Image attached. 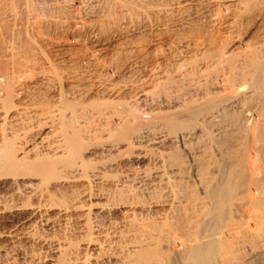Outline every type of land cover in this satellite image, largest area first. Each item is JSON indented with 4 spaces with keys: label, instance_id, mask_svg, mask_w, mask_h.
<instances>
[{
    "label": "rangeland",
    "instance_id": "obj_1",
    "mask_svg": "<svg viewBox=\"0 0 264 264\" xmlns=\"http://www.w3.org/2000/svg\"><path fill=\"white\" fill-rule=\"evenodd\" d=\"M250 1L0 0V76L3 72L10 79L14 75L15 90L21 87L25 92L14 97L15 106L22 104L17 107L20 111L15 108L6 115L0 108V130L3 126L9 133L26 127L23 130H34V135L46 120L44 112L48 117L58 115L61 100L74 106L83 103L76 107L79 112L73 105L75 110L70 112L71 103L69 113L66 106L60 111L65 108L68 117L70 113L74 117L76 111L74 121L78 123L73 125L85 129L79 157L87 163V173L85 169L84 173L63 172L52 181L45 179L41 189H32H36L34 193L23 186L28 182L37 185V179L0 178V264H126L127 255L145 249L147 243L152 247L149 233L158 234L163 223H172L180 238L195 231L196 222L210 206L206 194L221 182L223 171L247 160L246 151L264 143L250 130L257 115L256 100L250 99V80L240 73L245 53L264 57V0L261 5L260 0ZM239 39L241 48L236 46ZM221 49L233 53L227 50L229 55L222 63L217 56ZM232 66L240 72L231 77L226 89L223 77H228ZM40 105H47L46 109ZM102 108L131 118V135L142 131L144 140L129 149L117 131L108 136L112 129L103 118H97ZM31 121L35 125L29 124ZM115 124L117 128L120 123ZM139 155L144 158L135 163ZM257 167L254 178L260 182L258 189L264 191V162ZM93 174L99 178L94 179ZM246 184L249 186H241L233 201L235 221L231 220V225L242 231L240 237H247L246 228H254L264 212L250 203V195H257L255 183ZM259 235L264 236V227ZM100 244L108 246L110 254L101 252ZM125 246L131 253L123 252ZM160 249L166 252V246ZM250 250L249 245L240 246L247 262L252 261Z\"/></svg>",
    "mask_w": 264,
    "mask_h": 264
},
{
    "label": "bare ground",
    "instance_id": "obj_2",
    "mask_svg": "<svg viewBox=\"0 0 264 264\" xmlns=\"http://www.w3.org/2000/svg\"><path fill=\"white\" fill-rule=\"evenodd\" d=\"M74 1V0H73ZM78 1V0H77ZM216 1V0H215ZM250 1V0H249ZM252 1V0H251ZM250 1V2H251ZM255 1V0H254ZM261 3L259 5H261L264 1L260 0ZM263 1V2H262ZM253 2V1H252ZM71 3V2H70ZM238 3V2H237ZM257 3V2H256ZM171 5V4H170ZM226 5H230V4H226ZM251 6H253L251 3L249 4ZM178 6V5H177ZM242 6V5H241ZM226 7V6H225ZM245 7V6H244ZM249 7V6H248ZM255 7V6H254ZM211 8V6H210ZM154 10V9H153ZM190 11V10H189ZM75 12V11H74ZM77 12V11H76ZM168 12V11H167ZM256 12V11H255ZM97 13V12H96ZM101 13V12H100ZM122 17V16H121ZM125 17V16H124ZM221 17V16H220ZM260 18V17H259ZM79 21V20H78ZM159 21V20H158ZM134 26V25H133ZM85 29V28H84ZM81 31V30H80ZM31 39V38H30ZM240 40V39H239ZM75 42V41H74ZM128 42V41H127ZM37 43V42H36ZM52 43V42H51ZM243 45V42H241V40L236 44L237 48H241ZM234 46V47H236ZM247 46V45H246ZM40 47V46H39ZM233 47V48H234ZM248 47V46H247ZM246 48V47H244ZM263 48V46H262ZM261 48V49H262ZM114 49V48H113ZM248 48H246L247 50ZM107 50V49H106ZM162 50V49H161ZM228 49H221L219 51V54L217 55L219 57V60L221 61V63L224 61V59L226 58L225 56L229 55V50ZM236 50V48H235ZM239 50V49H238ZM251 50V49H250ZM93 51V50H92ZM231 54L232 50H230ZM41 52V51H40ZM235 52V51H234ZM240 54L238 53V55H241V51H239ZM249 52V51H248ZM125 53V52H124ZM123 53V54H124ZM236 53V52H235ZM245 53V52H243ZM242 53V54H243ZM252 53V52H251ZM251 53L249 55L246 54V56L244 55V65L243 68H241V72L239 70H237L236 67H230L229 73H228V77L227 75L223 77V82H225L226 86H224L226 89L229 88V84L232 83V79L231 77L237 75L236 71L240 72L241 75L250 80V86L248 88H250L251 91V96L250 99L252 100H256V108H257V115L255 116V118H253L254 120V125L253 127L250 128L251 131L258 133L259 137L258 139L261 142H264V57L261 55H259V57L261 56V58H257L256 55L252 56ZM254 53V52H253ZM93 54V53H92ZM126 54V53H125ZM215 54V53H214ZM258 54V53H257ZM44 55V54H43ZM237 55V57H238ZM251 55V56H250ZM264 55V54H263ZM14 56V55H13ZM92 56V55H90ZM236 56V55H233ZM258 56V55H257ZM15 57V56H14ZM83 57V56H82ZM229 58V57H228ZM239 58V57H238ZM83 59V58H82ZM93 59V58H92ZM5 60V59H4ZM19 61V60H18ZM39 61V60H38ZM64 61V60H63ZM82 61V60H81ZM130 61V60H129ZM98 62V61H97ZM109 62V61H108ZM66 63V62H65ZM64 63V64H65ZM229 63V62H228ZM231 63V62H230ZM22 64V63H21ZM20 64V65H21ZM41 64V63H40ZM74 64V62H73ZM94 64V63H92ZM99 64V63H98ZM102 64V63H101ZM105 64V63H104ZM224 64V63H223ZM26 65V64H24ZM23 65V66H24ZM42 65V64H41ZM51 65V64H50ZM72 65V64H71ZM76 65V64H75ZM188 65V64H187ZM233 65V64H232ZM236 65V64H235ZM107 66V65H106ZM104 66V67H106ZM113 66V65H112ZM190 66V65H189ZM228 66V65H227ZM19 68V66H17ZM91 67V66H90ZM103 67V66H102ZM157 67V66H156ZM50 68V67H49ZM49 68H47L46 70H48ZM54 69V67H52ZM4 69V68H3ZM22 69V68H21ZM43 69V68H42ZM51 69V68H50ZM49 69V70H50ZM103 69V68H102ZM106 69V68H105ZM103 69V70H105ZM113 69V68H112ZM183 69V68H182ZM7 70V69H6ZM24 70V69H23ZM36 70V69H35ZM45 70V69H44ZM43 70V71H44ZM52 70V69H51ZM56 70V69H55ZM220 70H222L220 68ZM228 70V69H227ZM5 71V70H4ZM14 71V70H13ZM53 71V70H52ZM182 71V70H181ZM224 71V70H223ZM2 72V71H1ZM8 72V71H7ZM10 72V71H9ZM17 72V71H16ZM50 72V71H49ZM80 72V70H79ZM4 75L0 76V104L2 110L6 111V115L10 114V112L12 113L14 111V109L17 107H19L20 105L17 104V102L20 100H18L16 102V104L18 106H15L14 104V100L16 99V97H18L19 95H22L21 92V87L18 88V84H17V88L19 90H15L14 88V80L12 78H15L14 75L11 76L12 80L10 79L9 75L7 74L8 77H6V72ZM22 73V72H21ZM45 73V71L43 72ZM56 73V71H55ZM60 73V72H59ZM66 73V72H65ZM128 73V72H127ZM239 73V75H240ZM2 73H0L1 75ZM12 74V72H11ZM23 74V73H22ZM54 74V73H53ZM58 74V73H56ZM54 74V75H56ZM99 74V73H98ZM194 74V73H193ZM17 75V74H16ZM21 75V74H18ZM51 75V74H50ZM91 75V74H90ZM155 75V74H154ZM196 75V74H195ZM222 75V74H221ZM238 75V76H239ZM22 76V75H21ZM28 77V75H25ZM143 76V75H142ZM115 77V75H114ZM154 77V76H153ZM156 77V76H155ZM237 77V76H236ZM17 78V77H16ZM111 78V77H110ZM158 78V77H157ZM155 78V79H157ZM10 79V80H9ZM22 77L19 79L21 80ZM36 79V77H35ZM112 79V78H111ZM48 80V79H47ZM58 80V78H57ZM165 80V79H164ZM202 80V79H201ZM231 80V81H230ZM17 81V80H16ZM61 81V80H59ZM72 81V80H71ZM83 81V80H82ZM163 81V80H162ZM19 82V81H18ZM157 82V81H156ZM22 83V82H21ZM60 83V82H58ZM93 83V82H92ZM221 83V82H220ZM86 84V83H85ZM224 84V85H225ZM19 85H21L19 83ZM88 85V84H87ZM125 85V84H124ZM26 86V85H25ZM24 86V87H25ZM132 86V85H131ZM233 86V85H232ZM16 87V85H15ZM27 87V86H26ZM25 87V89H26ZM42 87V86H41ZM62 87V85H61ZM119 88V87H118ZM224 88V89H225ZM24 89V88H23ZM29 90V88H27ZM75 89V88H74ZM97 89V88H96ZM111 89V88H110ZM116 89V88H115ZM173 89V88H172ZM206 89V88H205ZM222 89V88H221ZM26 90V91H28ZM34 90V89H33ZM91 90V89H90ZM99 90V89H98ZM113 90V89H112ZM158 90V89H157ZM62 91V90H61ZM86 91V90H84ZM146 91V90H145ZM249 91V90H248ZM50 92V91H49ZM60 92V91H59ZM74 92V91H73ZM80 92V91H79ZM120 92V91H119ZM158 92V91H157ZM25 93V92H24ZM33 93V92H32ZM88 93V92H87ZM145 93V92H144ZM77 94V92H76ZM75 94V95H76ZM85 94V93H84ZM233 94V91H232ZM25 95V94H24ZM29 95V93H28ZM27 95V96H28ZM191 95V94H190ZM226 95V94H225ZM229 96H231L228 93ZM152 96V95H151ZM228 96V97H229ZM234 96V95H233ZM15 97V99H14ZM20 97V96H19ZM18 97V98H19ZM23 97V96H22ZM59 97V96H58ZM62 99V96H60ZM76 97V96H75ZM80 97V96H78ZM89 97V96H88ZM24 99V98H23ZM54 99V98H53ZM65 98H63L64 100ZM233 99V98H232ZM75 100V99H74ZM85 100V99H84ZM134 100V99H133ZM213 100V99H212ZM218 100V99H217ZM223 100V99H222ZM226 100V99H225ZM224 100V101H225ZM248 100V99H247ZM254 100V101H255ZM21 101V100H20ZM26 101V100H24ZM60 101V100H59ZM65 101V100H64ZM64 101H60L62 102L61 105L59 104V102L57 104L60 105V107L58 108L59 113L56 117H51L52 115L45 116L46 112L43 119L46 117V120L44 121V123L40 126H38L39 130H37L36 134H32L31 132L33 131H26L23 130L26 127H23V131L20 128V131H15L13 128V131L10 130V128L12 127V125H10L11 127L9 128L10 131L12 132H8L7 133L3 126L1 127L2 129L0 130V178H3L4 180H9L12 177H16L19 178V176H21V180L25 181V180H36L39 181V183L36 185L32 182H28L26 184H22V186L26 189H24L25 191L27 190H32L34 187H40L43 186L44 180H49L52 181L51 179L54 177L55 179L66 172H70V173H81L80 171H83L85 168V163L86 161H84V159H82V157H79L80 154V142H82V134L84 127L83 125L79 126V125H73L76 121V117L77 114L75 115L76 111L79 112V109L77 110L76 107H81L80 105L82 104H72L71 102H65ZM77 101V100H76ZM75 101V102H76ZM80 101V100H79ZM230 103L231 101L228 100ZM246 103V100H244ZM28 102V101H27ZM84 102V101H83ZM100 102V101H99ZM220 102V100H219ZM218 102V103H219ZM223 102V101H221ZM237 102V101H236ZM19 103V102H18ZM22 103H24L22 101ZM26 103V102H25ZM24 103V104H25ZM29 103V102H28ZM71 103V106H70ZM101 103V102H100ZM105 103V102H104ZM115 103V102H114ZM204 103V102H203ZM217 103V102H216ZM224 103V102H223ZM227 103V101L225 102V104ZM240 103V102H239ZM242 103V102H241ZM252 103V102H250ZM32 104V103H31ZM30 104V105H31ZM86 104V103H85ZM97 104V103H96ZM95 104V105H96ZM122 104V103H121ZM222 104V103H220ZM238 104V103H237ZM236 104V106H237ZM247 105H250L248 103H246ZM26 105V104H25ZM58 105V106H59ZM76 109V111L74 112V117L72 116V114L70 113L71 116H66L68 114L64 113L65 108L67 107H71L70 108V112H72L71 110H75L74 107ZM78 105V106H77ZM106 105V104H105ZM216 106L217 104H213L212 106ZM224 105V104H223ZM231 105V104H230ZM32 106H35L34 104ZM45 106V107H44ZM43 107L46 109L47 105H44ZM57 106V105H56ZM63 112L60 111V109L62 107H64ZM88 106V105H87ZM113 106V105H112ZM123 106V105H122ZM219 106V105H218ZM217 106V107H218ZM37 106H35L36 108ZM40 108L41 105L39 106ZM38 107V108H39ZM73 107V108H72ZM83 107V106H82ZM97 107V106H96ZM206 107V106H204ZM208 107V106H207ZM206 107V109H207ZM24 108V107H23ZM21 107V109H23ZM26 108V106H25ZM24 108V109H25ZM37 108V109H38ZM56 108V107H55ZM54 108V109H55ZM85 108V107H84ZM94 108V107H93ZM216 108V107H215ZM27 109V108H26ZM31 109V108H29ZM114 109V108H113ZM125 109V108H124ZM123 109V110H124ZM187 109V107H186ZM212 109V107L210 108ZM15 110V111H16ZM43 111H45L44 109H42ZM48 110V109H47ZM56 110V109H55ZM95 110V109H94ZM106 109L103 110L102 108V112L98 113L100 110L95 111L97 114V118H99L100 120L103 118L106 121V125L112 129V131L110 130V132L108 133V136H113L115 135V133H113V131H117L118 132V136H120L119 140H123L125 137L124 142L127 143V148H132L135 144L138 145V143H140L141 141L144 140V134L141 132L137 133H133V135H131L130 133V128H129V122L128 119L126 117V119H124L125 117L122 116V114H124L123 112L120 113L118 112V114H116L114 111L110 112L111 113H106L105 112ZM118 110V109H117ZM208 110V109H207ZM223 110V109H222ZM1 111V109H0ZM14 111V112H15ZM20 111V110H19ZM23 111V110H22ZM21 111V113H22ZM38 111V110H37ZM36 111V112H37ZM57 111V110H56ZM68 111V108H67ZM82 111V110H81ZM104 111V112H103ZM108 111V112H109ZM126 111V110H125ZM201 111V110H199ZM204 111V110H203ZM3 112V111H1ZM18 112V111H17ZM16 112V113H17ZM28 112V111H27ZM31 112V111H30ZM40 112V109H39ZM38 112V113H39ZM51 111H49L50 113ZM58 112V111H57ZM87 112V111H86ZM94 112V111H93ZM127 112V111H126ZM252 112V111H251ZM15 113V114H16ZM19 113V112H18ZM69 113V111H68ZM85 113L84 111H82V114ZM158 113V112H157ZM187 113V112H186ZM202 113V112H201ZM3 114V113H2ZM24 114V113H23ZM23 114H20V116H22ZM27 114V113H26ZM26 114L25 117H26ZM32 114V112H31ZM41 114V113H39ZM43 114V113H42ZM66 114V115H65ZM129 114V112H128ZM127 114V115H128ZM1 115V114H0ZM36 115V114H35ZM34 115V118L37 117ZM90 115V114H89ZM88 115V116H89ZM132 115V114H131ZM140 115V113H139ZM142 115V114H141ZM162 115V114H161ZM190 116L192 115V117L194 118L195 116H197V114H189ZM195 115V116H194ZM199 115V114H198ZM12 116V115H11ZM20 116H17L18 118ZM86 116V115H85ZM91 116V115H90ZM96 116V115H95ZM130 116V115H129ZM7 116H5L6 118ZM13 117V116H12ZM24 117V118H25ZM33 117V116H32ZM93 117V116H92ZM138 117V116H137ZM178 117V116H177ZM191 117V118H192ZM9 118V117H8ZM39 118V117H37ZM36 118V121H37ZM1 119V118H0ZM12 119V118H11ZM17 119V118H16ZM42 119V118H40ZM78 119V118H77ZM81 119H84V117ZM95 119V118H94ZM131 119V118H130ZM129 119V120H130ZM174 119V118H172ZM13 120V119H12ZM11 120V121H12ZM19 120V119H18ZM30 120H32L30 118ZM29 120V121H30ZM35 120V119H34ZM75 120V121H74ZM98 120V119H97ZM133 120V118H132ZM131 120V121H132ZM136 120V119H135ZM169 121L172 122L171 119H167ZM5 123V119L3 120ZM2 121V122H3ZM7 121V120H6ZM14 121V120H13ZM19 121H22L21 118ZM19 121L17 123H19ZM25 121V120H24ZM22 123L23 125H27L26 123ZM33 121V120H32ZM29 122V124L35 125L33 124V122ZM35 121V123H36ZM86 121V120H85ZM83 120V122H85ZM168 121V122H169ZM175 121V119H174ZM10 122V120H9ZM39 122V120H38ZM37 122V123H38ZM80 122V121H79ZM82 122V123H83ZM90 122V121H89ZM88 122V123H89ZM116 122L120 123L119 124V128L117 126V124H115ZM134 122V121H133ZM132 122V123H133ZM142 122V121H140ZM165 122V121H164ZM170 122V123H171ZM196 122V121H195ZM3 123V125H4ZM15 123V122H14ZM78 122H76L75 124H77ZM105 123V122H104ZM139 123V122H137ZM174 122H172L173 124ZM16 124V123H15ZM20 124V123H19ZM39 124V123H38ZM86 124V123H85ZM84 124V126H85ZM172 124H170L172 126ZM9 125V124H8ZM137 125V124H136ZM152 125V124H151ZM7 126V125H6ZM4 126V127H6ZM18 126V125H17ZM31 126V125H30ZM135 126V125H134ZM14 127V125H13ZM140 127V126H139ZM19 128V127H18ZM16 130H19V129ZM34 128V127H33ZM86 128V127H85ZM106 128V127H105ZM8 129V128H7ZM27 129V128H26ZM35 129V128H34ZM134 129V128H133ZM132 129V130H133ZM42 130H44L42 132ZM26 131V132H24ZM24 132V133H23ZM35 132V131H34ZM42 132V133H41ZM116 132V133H117ZM130 133V134H129ZM193 133V132H192ZM113 134V135H112ZM86 136V135H85ZM84 136V137H85ZM102 136V135H101ZM117 136V137H118ZM128 137V138H127ZM38 138V142L34 143L33 141ZM127 138V139H126ZM154 138V137H153ZM37 140V139H36ZM90 141V140H89ZM107 141V140H106ZM114 142V141H113ZM143 143V142H142ZM157 144H159V142H157ZM174 144V143H173ZM108 145V144H107ZM112 145V144H111ZM125 145V144H124ZM153 145V144H152ZM183 145V144H182ZM87 147V145H85ZM149 146V145H148ZM115 147V146H114ZM126 147V146H125ZM116 149V148H115ZM135 149V148H134ZM247 152V160H243V162H239L237 164V166H235L232 169H229L227 171H223L222 176L221 177V182L219 184H216L215 186L211 187L208 191V193L206 194L209 200V208L203 213V218L198 220V222H196V226H195V231L191 232V233H185V235L183 237L180 238V234H178L179 237H177V234L174 232V229L171 227V225L166 222L163 223L159 228H157L158 230V234L156 232V235H154V233H149V237L151 239V242H153L151 244L152 247H150L149 243H147V247L145 249H141V250H135L134 252H132V254L127 255L126 259L123 260L126 262V264H264V236H260L259 235V231L261 230V227H264V212L262 215L253 217L255 218L256 225L254 228H246L245 232L247 234V237H240V232H242L241 230H236L233 228V224L231 225V220H232V211L234 209V205H233V201H236V197L239 196L238 191H240V187L241 186H249V184L247 185L246 183L251 182V183H255V188L258 189L259 187V180L257 181V178H254L255 176V172H259L258 170L260 168L257 167V164L259 162H264V143L262 144V146L257 147L254 146L251 148L250 151H246ZM255 154V156H250V154ZM155 156V155H154ZM144 158L141 155L135 157V163H139L140 160ZM163 158V157H162ZM126 160V159H125ZM182 163V162H181ZM133 165V164H132ZM232 166V165H231ZM89 168V167H88ZM170 169V168H169ZM262 169V168H261ZM89 170V169H88ZM93 171V170H91ZM163 171V170H162ZM220 171V170H219ZM84 173V171H83ZM85 173H87L86 169H85ZM93 173V172H92ZM96 173V172H95ZM98 173V172H97ZM164 173V172H163ZM219 173V172H218ZM61 174V175H60ZM257 174V173H256ZM59 175V176H58ZM70 175V174H69ZM85 177H88V174H82ZM92 175V174H91ZM166 176V175H165ZM62 177V176H61ZM60 177V179H61ZM94 179L99 178V174H93ZM125 177V176H124ZM182 177V176H181ZM225 177V178H224ZM112 178V177H111ZM117 178V177H116ZM119 178V177H118ZM162 178V177H161ZM14 179V178H12ZM2 180V179H1ZM45 180V181H46ZM59 180V179H57ZM83 180V179H82ZM92 180V179H91ZM56 181V180H55ZM168 181V180H167ZM1 182V181H0ZM13 182V181H12ZM88 182V181H87ZM92 182V181H91ZM5 183V181H4ZM48 183V181H47ZM52 183V182H51ZM54 183V182H53ZM46 184V182L44 183V185ZM50 184V183H49ZM49 184H47L49 186ZM211 185V184H210ZM209 185V186H210ZM19 186V185H18ZM169 186V185H168ZM93 187V186H92ZM251 187V186H250ZM42 187H40L39 189H41ZM209 188V187H208ZM242 188V187H241ZM249 188V187H248ZM19 189V187H18ZM89 189V188H88ZM250 189V188H249ZM36 190V189H35ZM35 190H32L33 193ZM44 190V189H43ZM46 190V189H45ZM248 190V189H247ZM253 190V187H252ZM38 191V190H37ZM36 191V193H37ZM254 191V190H253ZM256 191V190H255ZM247 192V191H246ZM19 193V192H18ZM45 192H41V195H45ZM49 193V192H48ZM51 193V192H50ZM88 193V192H87ZM29 194V193H27ZM31 194V192H30ZM238 194V195H237ZM257 195L252 197V194L250 195L251 198L250 199V203L252 205H254V207H257L261 210L264 211V191L260 188L257 190ZM33 195V194H32ZM40 195V194H39ZM15 196V195H14ZM34 196V195H33ZM37 196V195H36ZM48 196V195H46ZM45 196V197H46ZM126 196V195H124ZM51 197V196H50ZM247 197V196H246ZM92 198V197H91ZM165 198V197H164ZM206 198V197H205ZM236 198V199H235ZM50 199V198H49ZM55 198H53L54 200ZM247 198V200H249ZM42 200V199H41ZM51 200V199H50ZM206 200V199H205ZM22 201V200H21ZM90 201V199H89ZM45 202V201H44ZM52 202V201H51ZM55 202V201H54ZM249 202V201H247ZM71 203V202H70ZM205 203V202H204ZM246 203V202H245ZM29 204V203H27ZM55 204V203H54ZM103 205V204H102ZM241 205V204H240ZM245 205V204H244ZM249 205V203H248ZM7 206V205H6ZM54 206V205H53ZM63 206V205H62ZM93 206V205H92ZM23 207V206H22ZM100 207V206H98ZM152 207V206H151ZM183 207V206H182ZM245 207V206H244ZM248 207V206H247ZM16 208V207H15ZM54 208V207H53ZM146 208V207H145ZM256 208V209H257ZM20 209V208H19ZM28 209V208H27ZM40 209V208H39ZM150 209V207H149ZM182 209V208H181ZM243 209V208H242ZM6 210V209H5ZM18 210V208H17ZM186 210V209H185ZM188 210V209H187ZM254 210V209H253ZM38 211V210H37ZM50 211V210H49ZM131 211V210H130ZM170 211V210H169ZM183 211V210H182ZM258 211V209H257ZM90 212V211H89ZM241 212V211H240ZM40 213V212H39ZM186 213V212H185ZM243 213V212H242ZM259 213V212H258ZM1 214V213H0ZM128 214V213H127ZM237 214V213H236ZM254 214V213H253ZM183 215V214H182ZM200 215V214H199ZM243 215V214H242ZM257 215V214H255ZM241 216V215H240ZM248 216V215H247ZM200 217V216H199ZM234 217V216H233ZM237 217V216H236ZM166 218V217H165ZM169 218V217H168ZM170 219V218H169ZM242 220V219H241ZM168 221V220H167ZM235 221V220H232ZM175 222V221H174ZM238 222V221H237ZM251 222V221H250ZM125 223V222H124ZM193 224V223H192ZM236 224V223H235ZM241 224V223H240ZM248 224V223H247ZM136 225V224H135ZM87 226V225H86ZM143 226V225H142ZM148 226V225H147ZM173 226V225H172ZM177 228L179 229L180 227H178V225H176ZM193 226V225H192ZM112 227V226H111ZM121 227V226H120ZM127 227V226H126ZM134 227V226H133ZM174 227V226H173ZM119 228V227H118ZM141 228V227H140ZM143 228V227H142ZM112 229V228H111ZM126 229V228H125ZM146 229V228H145ZM154 229V228H152ZM156 229V228H155ZM176 229V228H175ZM241 229V228H240ZM141 229H139L140 231ZM90 231V230H89ZM117 231V230H116ZM144 233L146 232L145 230H142ZM151 230H149L148 232H150ZM122 232V231H121ZM134 232V231H133ZM154 232V231H153ZM182 232V231H181ZM123 233V232H122ZM137 233V232H135ZM111 234V233H110ZM132 234V233H131ZM138 234V233H137ZM99 235V234H98ZM139 235V234H138ZM148 235V234H147ZM136 237V235H134ZM108 237V236H107ZM119 237V236H117ZM123 237V235H122ZM142 237V236H141ZM148 237V238H149ZM105 238V237H104ZM111 238V236H110ZM108 239V238H106ZM120 240L122 238H119ZM137 239V238H136ZM144 239V238H143ZM11 240V239H10ZM120 240L119 243L120 244ZM133 240V239H132ZM110 242V240H109ZM123 242V241H122ZM121 242V244H122ZM133 242V241H131ZM148 242V241H147ZM150 242V243H151ZM104 243V242H103ZM135 243V242H134ZM137 243V242H136ZM110 244V243H109ZM124 244V243H123ZM131 244V243H130ZM133 244V243H132ZM105 245V244H104ZM103 244H100V251L103 252L104 254L108 251V246H104ZM161 245L166 246V252L163 253L161 252ZM242 245H249L250 246V254L252 256V261H246L245 257L242 256L241 251H240V246ZM260 245V249H256V246ZM118 246V245H117ZM123 246V245H121ZM121 246H118L119 248ZM141 246V244H140ZM139 246V247H140ZM143 246V245H142ZM105 247V248H104ZM110 248H112L111 246H109ZM114 247V246H113ZM21 248V247H20ZM70 248V247H69ZM60 249V248H59ZM115 249V248H114ZM121 249H123V252L126 250L128 251L129 246H125L122 247ZM132 249V248H131ZM248 249V248H247ZM70 250V249H69ZM112 250V249H111ZM118 250V249H117ZM134 250V249H133ZM116 251V250H115ZM122 250H120L121 252ZM109 252V251H108ZM107 252V253H108ZM131 253V251H128ZM128 252H126L128 254ZM248 252V251H247ZM245 253V252H244ZM110 254V253H108ZM119 254V253H118ZM122 254V252H121ZM125 254V253H124ZM80 255V254H79ZM98 255V254H97ZM102 255V254H101ZM106 255V254H105ZM64 256V255H63ZM117 256V255H116ZM246 256V255H245ZM12 257V256H11ZM100 257V256H99ZM9 259V258H8ZM86 259V258H85ZM89 259V257H88ZM100 259V258H99ZM120 259V257H119ZM123 259V258H122ZM102 260V259H101ZM248 260V259H247ZM81 262V261H80ZM79 264V263H78ZM85 264V263H83Z\"/></svg>",
    "mask_w": 264,
    "mask_h": 264
}]
</instances>
